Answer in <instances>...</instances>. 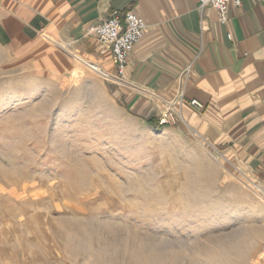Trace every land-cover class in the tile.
Returning a JSON list of instances; mask_svg holds the SVG:
<instances>
[{
    "label": "rangeland",
    "instance_id": "obj_1",
    "mask_svg": "<svg viewBox=\"0 0 264 264\" xmlns=\"http://www.w3.org/2000/svg\"><path fill=\"white\" fill-rule=\"evenodd\" d=\"M71 55L0 47V264H264V188Z\"/></svg>",
    "mask_w": 264,
    "mask_h": 264
},
{
    "label": "crops",
    "instance_id": "obj_2",
    "mask_svg": "<svg viewBox=\"0 0 264 264\" xmlns=\"http://www.w3.org/2000/svg\"><path fill=\"white\" fill-rule=\"evenodd\" d=\"M129 10L147 23L122 88L131 109L158 126L181 90L200 100V113L177 100L181 122L164 127L192 130L264 188V0L230 4L227 24L198 0H0V47L23 59L66 45L114 72L111 51L87 28Z\"/></svg>",
    "mask_w": 264,
    "mask_h": 264
},
{
    "label": "built area",
    "instance_id": "obj_3",
    "mask_svg": "<svg viewBox=\"0 0 264 264\" xmlns=\"http://www.w3.org/2000/svg\"><path fill=\"white\" fill-rule=\"evenodd\" d=\"M198 3L201 9L206 7L215 9L219 22L227 24L230 4L240 7L242 0H198ZM146 30L145 19L133 10H129L123 15L114 12L107 20L99 24L89 25L87 35L94 36L101 46L108 48L112 53L115 70L114 72L103 73L102 76L106 80L118 86L124 84L131 55L136 46L144 39ZM183 98L184 94L181 90L177 98L179 106L187 105L191 110L198 113L205 110V105L200 100L192 99L186 102ZM177 100L171 103L169 109L162 115L161 125L168 124L169 117H178V113L174 111L173 107Z\"/></svg>",
    "mask_w": 264,
    "mask_h": 264
},
{
    "label": "bare ground",
    "instance_id": "obj_4",
    "mask_svg": "<svg viewBox=\"0 0 264 264\" xmlns=\"http://www.w3.org/2000/svg\"><path fill=\"white\" fill-rule=\"evenodd\" d=\"M61 47H62V49L66 50L67 52H69L70 54H72V56L74 55V57H76L77 60H78L80 63L85 64L90 70L95 71L96 73H98V74H100V75H103V73H109V70H108L106 67H104V66H102V65H100V64L95 65V64H92V63L87 62V60H85L82 56L77 55V54H75L74 52H72V51L69 49L68 46H66V45H62ZM72 72H73V71H72ZM259 191H260V190H259ZM255 193H256L258 196H260V193H259L258 191H255Z\"/></svg>",
    "mask_w": 264,
    "mask_h": 264
},
{
    "label": "trees",
    "instance_id": "obj_5",
    "mask_svg": "<svg viewBox=\"0 0 264 264\" xmlns=\"http://www.w3.org/2000/svg\"><path fill=\"white\" fill-rule=\"evenodd\" d=\"M153 125V124H152Z\"/></svg>",
    "mask_w": 264,
    "mask_h": 264
}]
</instances>
